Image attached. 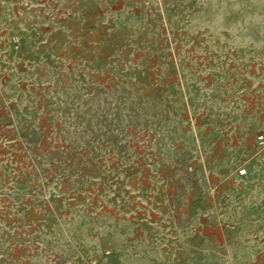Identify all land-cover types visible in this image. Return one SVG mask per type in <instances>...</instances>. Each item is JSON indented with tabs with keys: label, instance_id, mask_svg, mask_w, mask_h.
<instances>
[{
	"label": "rangeland",
	"instance_id": "374dc122",
	"mask_svg": "<svg viewBox=\"0 0 264 264\" xmlns=\"http://www.w3.org/2000/svg\"><path fill=\"white\" fill-rule=\"evenodd\" d=\"M260 134L264 0H0V264H264Z\"/></svg>",
	"mask_w": 264,
	"mask_h": 264
},
{
	"label": "built area",
	"instance_id": "2783aa9c",
	"mask_svg": "<svg viewBox=\"0 0 264 264\" xmlns=\"http://www.w3.org/2000/svg\"><path fill=\"white\" fill-rule=\"evenodd\" d=\"M12 43H13L14 48H15L16 50H18V49L20 48L21 44H22L21 39H20V37H18V36H14V37H13V39H12ZM257 139H258V143H259V145H264V134H260V135L257 137ZM240 173H241V175H245V174H246V171H245V170H241Z\"/></svg>",
	"mask_w": 264,
	"mask_h": 264
}]
</instances>
